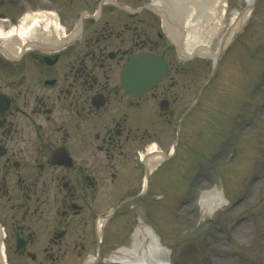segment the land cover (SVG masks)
<instances>
[{"label":"flooded vegetation","instance_id":"flooded-vegetation-1","mask_svg":"<svg viewBox=\"0 0 264 264\" xmlns=\"http://www.w3.org/2000/svg\"><path fill=\"white\" fill-rule=\"evenodd\" d=\"M133 1L139 0L0 2L4 26L16 23L29 7L56 9L64 25L61 37L45 39L18 58L0 56V227L11 260L34 258L28 247L37 241L36 233L46 228L50 232L43 252L56 247L59 254H80L82 241L94 234L84 217L75 219L83 210L75 202L94 195L103 179H108L110 193L123 192V157L145 149L146 131L139 137L130 133V106L118 76L128 43L144 45L151 39L125 17L123 4ZM128 30L133 33L130 39ZM168 66V81L156 87L159 98L152 93L165 106L157 111L163 119L186 100L177 101L172 91L186 70L177 69L171 60ZM134 117L137 129L144 125L143 114ZM166 121L171 123L170 118ZM57 147L67 151L61 150L62 163L49 164ZM139 166L130 187L143 172V164ZM50 189L55 208L40 210L39 199ZM43 216H51L49 225L39 222ZM17 240L23 247L16 249Z\"/></svg>","mask_w":264,"mask_h":264},{"label":"rangeland","instance_id":"rangeland-1","mask_svg":"<svg viewBox=\"0 0 264 264\" xmlns=\"http://www.w3.org/2000/svg\"><path fill=\"white\" fill-rule=\"evenodd\" d=\"M225 4L224 34L233 13L247 6L245 0H225ZM252 4L249 18L220 56L217 74L202 95L196 92L210 75L212 58L195 56L182 68L186 75L178 78L172 91L177 101L190 96L195 106L179 130L171 135L170 124L159 121L140 123L137 129L135 117L130 116L133 110H128L132 136L139 137L146 131V144L155 141L163 150L173 142L175 154L150 176L149 190L139 196L142 186L138 183L135 189L126 190L135 172L132 152L123 157V194H109L101 187L93 195L95 198L85 199V204L94 206L96 216L115 208L99 244L101 261L121 264L110 262V255L121 247L131 248L133 231L144 223L169 249L171 264H264V0H254ZM155 19L146 27L158 42L149 45L174 62L179 58L176 47L166 37L159 18ZM156 30L160 39L155 36ZM127 48L137 52L146 47L136 50L133 40ZM152 92L159 98V88ZM139 101L141 106L143 98ZM185 101L188 106L189 101ZM145 126L149 128L142 129ZM105 186H109L108 181ZM214 190L226 202L208 212L200 197ZM46 205L50 206V202L46 201ZM80 231L81 228L77 234ZM46 236L43 233L39 241L44 242L31 246L34 258L26 259V264H81L83 255L95 250L94 244L82 241L84 252L77 255L71 251L59 254L56 247L43 252ZM101 261L94 264H104Z\"/></svg>","mask_w":264,"mask_h":264},{"label":"bare ground","instance_id":"bare-ground-1","mask_svg":"<svg viewBox=\"0 0 264 264\" xmlns=\"http://www.w3.org/2000/svg\"><path fill=\"white\" fill-rule=\"evenodd\" d=\"M250 6L253 0H245ZM152 9L163 16V26L168 37L180 52L187 57L200 56L205 58L216 57L218 45L221 41L228 42L241 23L248 17L237 12L233 13L227 27V33H222L225 13V0H151ZM0 21V40L4 48H9L8 41L21 48L22 44L35 42L42 38L61 37V27L56 13L43 9L27 10L18 21L5 27ZM221 32V33H220ZM219 33V34H218ZM216 42V43H215ZM31 45V44H26ZM174 152L172 148L171 153ZM147 157L144 164L148 169H154L162 163L163 152L155 143L147 148ZM147 186L144 182V188ZM208 191L201 194V202L213 211L225 199L221 193ZM105 218H99L97 232L101 233ZM131 248L121 247L113 253L110 262L121 264H170L169 250L162 246L154 230L146 225H138L131 236ZM146 242V246L143 243ZM140 250V252H138ZM2 264V259H0Z\"/></svg>","mask_w":264,"mask_h":264},{"label":"water","instance_id":"water-1","mask_svg":"<svg viewBox=\"0 0 264 264\" xmlns=\"http://www.w3.org/2000/svg\"><path fill=\"white\" fill-rule=\"evenodd\" d=\"M140 60H138L137 57H133L129 60L127 66H125V71L123 72V80L125 82V84L129 83V80L132 76H142L145 77L146 73L142 70V68H140V66H143L144 63L142 62V60H146V58L142 57L139 58ZM147 67V66H146ZM129 93L133 94V90H129Z\"/></svg>","mask_w":264,"mask_h":264}]
</instances>
